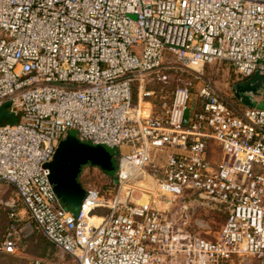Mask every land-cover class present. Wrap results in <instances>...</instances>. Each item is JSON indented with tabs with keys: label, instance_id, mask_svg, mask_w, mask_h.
<instances>
[{
	"label": "built area",
	"instance_id": "2783aa9c",
	"mask_svg": "<svg viewBox=\"0 0 264 264\" xmlns=\"http://www.w3.org/2000/svg\"><path fill=\"white\" fill-rule=\"evenodd\" d=\"M168 53L200 82L144 109L132 84ZM213 63L264 73V0H0V253L36 230L77 264H264V110L203 81ZM70 130L117 154L77 213L46 167ZM200 201L228 211L213 239L183 228Z\"/></svg>",
	"mask_w": 264,
	"mask_h": 264
},
{
	"label": "rangeland",
	"instance_id": "374dc122",
	"mask_svg": "<svg viewBox=\"0 0 264 264\" xmlns=\"http://www.w3.org/2000/svg\"><path fill=\"white\" fill-rule=\"evenodd\" d=\"M165 63L170 66V69L161 70L160 73H148L143 75L139 80L132 84L133 100L137 104L139 98L142 101L144 109L155 108L160 101H169L172 92L177 87L187 86L189 82L193 86H197L200 81L193 80V73L187 69L178 59L171 53H168ZM167 76L165 82L159 81V76ZM203 81L210 83L214 89L221 94L227 101L239 104L234 98L233 87L238 84L235 77L226 63H213L203 68L201 72ZM144 93H152L144 95ZM259 108H264V105H259ZM197 109V105L193 103L190 113ZM10 124L16 123L15 119L6 121ZM77 137L75 130L67 132L66 139L71 140ZM61 141V142H62ZM117 154L115 155V157ZM86 167H92L90 165ZM86 167L82 168V172L78 178V182L84 187L85 185L100 186L103 182H107L97 171H91V177L86 174ZM85 170V171H83ZM97 174V177L94 175ZM93 175V176H92ZM110 177V176H109ZM11 194V193H9ZM194 210H191L186 217V224L183 223V228L192 235H199L208 239H213L221 226L225 222L228 211L218 205L202 203ZM192 203V202H191ZM190 203V204H191ZM196 205V203H192ZM3 224V222L1 223ZM33 226V225H32ZM4 226H0L3 230ZM77 264L75 259L61 253L54 245L48 242L43 235L33 230L27 238H21L17 251L14 254L0 253V264Z\"/></svg>",
	"mask_w": 264,
	"mask_h": 264
},
{
	"label": "water",
	"instance_id": "95a60500",
	"mask_svg": "<svg viewBox=\"0 0 264 264\" xmlns=\"http://www.w3.org/2000/svg\"><path fill=\"white\" fill-rule=\"evenodd\" d=\"M233 95L244 107L264 110L259 108V105H264V73L256 72L247 81L236 84ZM8 107L7 103L0 108V124L3 119H12V114L5 110ZM115 155V149L82 142L77 137L59 143L53 160L46 167L50 171L49 179L55 194L69 211L77 213L84 196L85 191L78 182L82 168L88 165L97 167L113 177Z\"/></svg>",
	"mask_w": 264,
	"mask_h": 264
},
{
	"label": "bare ground",
	"instance_id": "6f19581e",
	"mask_svg": "<svg viewBox=\"0 0 264 264\" xmlns=\"http://www.w3.org/2000/svg\"><path fill=\"white\" fill-rule=\"evenodd\" d=\"M96 223H97V221H96Z\"/></svg>",
	"mask_w": 264,
	"mask_h": 264
},
{
	"label": "trees",
	"instance_id": "16d2710c",
	"mask_svg": "<svg viewBox=\"0 0 264 264\" xmlns=\"http://www.w3.org/2000/svg\"><path fill=\"white\" fill-rule=\"evenodd\" d=\"M53 245V244H52Z\"/></svg>",
	"mask_w": 264,
	"mask_h": 264
}]
</instances>
